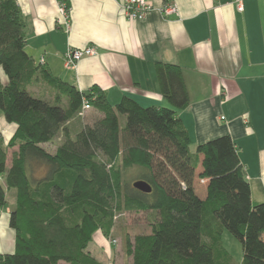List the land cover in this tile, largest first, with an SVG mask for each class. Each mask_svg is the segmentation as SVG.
Wrapping results in <instances>:
<instances>
[{
    "label": "trees",
    "instance_id": "1",
    "mask_svg": "<svg viewBox=\"0 0 264 264\" xmlns=\"http://www.w3.org/2000/svg\"><path fill=\"white\" fill-rule=\"evenodd\" d=\"M25 26L17 1L0 0V69L7 76L0 77V110L16 125L0 142V205L16 191L15 249L0 253V264H105L87 248L96 231L110 235L118 208L151 215L148 231L125 234L131 264H264V200L252 199L229 134L191 151L177 114L189 104L178 64L155 63L170 106H143L128 95L111 104L100 86L81 91L36 62L25 49ZM29 86L41 88L40 96ZM85 99L102 115L76 127ZM60 132L63 139L49 149ZM137 180L151 191L135 188ZM225 230L241 243L240 262L222 242Z\"/></svg>",
    "mask_w": 264,
    "mask_h": 264
},
{
    "label": "crops",
    "instance_id": "2",
    "mask_svg": "<svg viewBox=\"0 0 264 264\" xmlns=\"http://www.w3.org/2000/svg\"><path fill=\"white\" fill-rule=\"evenodd\" d=\"M16 1L26 21L28 54L81 91L100 86L111 104L128 95L143 106H170L160 92L155 63L178 64L189 104L177 114L189 132L191 151L229 134L252 199L264 200V0H241L243 10L238 0H149L154 9L137 20L125 16L123 0H71L68 28L59 20L57 0ZM167 3L177 11L164 14L158 9ZM70 46H93L97 54L83 56L68 68L64 55ZM0 77L7 81L2 69ZM15 130L0 110V142L6 144ZM62 139L60 132L45 145L54 150ZM16 149L9 148L8 165ZM15 197V189L8 190V203L0 205V253L15 249L10 225ZM87 249L105 264H131L101 230Z\"/></svg>",
    "mask_w": 264,
    "mask_h": 264
},
{
    "label": "rangeland",
    "instance_id": "3",
    "mask_svg": "<svg viewBox=\"0 0 264 264\" xmlns=\"http://www.w3.org/2000/svg\"><path fill=\"white\" fill-rule=\"evenodd\" d=\"M29 91L33 95H39L37 91L41 92V88L38 86H29ZM40 96V95H39ZM41 97H43L41 95ZM102 114L90 107L85 110L83 117H80L77 120L79 124L89 122L91 123L95 118L100 117ZM123 121V119H121ZM151 217L150 212L143 210H131V209H123L118 208L112 218V226L110 231V237L113 242H116L118 248H122L124 251V237L128 232L133 235L136 232L140 231H148L150 229L149 226V218ZM115 237V239H114ZM222 242L224 246L230 251L236 261L242 260V246L241 243L228 231L222 235Z\"/></svg>",
    "mask_w": 264,
    "mask_h": 264
},
{
    "label": "built area",
    "instance_id": "4",
    "mask_svg": "<svg viewBox=\"0 0 264 264\" xmlns=\"http://www.w3.org/2000/svg\"><path fill=\"white\" fill-rule=\"evenodd\" d=\"M71 0H57V9L59 14V20L65 23L67 28L70 24V11H71ZM120 6L127 18L131 20L142 19L145 15L154 9L153 4L149 0H123L120 2ZM238 7L243 10L242 1L238 0ZM164 14H171L177 11V7L173 3H167L158 8ZM97 51L93 46L86 47H72L70 46L64 55V62L66 67L74 68L77 62L86 55H96ZM90 105L85 99L83 101V106L80 111V115L83 116L85 110L89 109Z\"/></svg>",
    "mask_w": 264,
    "mask_h": 264
},
{
    "label": "water",
    "instance_id": "5",
    "mask_svg": "<svg viewBox=\"0 0 264 264\" xmlns=\"http://www.w3.org/2000/svg\"><path fill=\"white\" fill-rule=\"evenodd\" d=\"M133 186L143 192H150L151 186L148 182L144 180H137L133 183Z\"/></svg>",
    "mask_w": 264,
    "mask_h": 264
}]
</instances>
